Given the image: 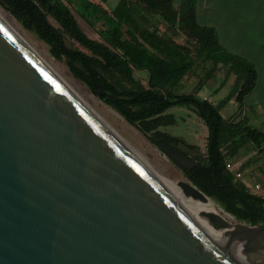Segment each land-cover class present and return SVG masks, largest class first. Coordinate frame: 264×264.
<instances>
[{"label": "water", "instance_id": "95a60500", "mask_svg": "<svg viewBox=\"0 0 264 264\" xmlns=\"http://www.w3.org/2000/svg\"><path fill=\"white\" fill-rule=\"evenodd\" d=\"M151 142L180 169L196 165ZM176 184L197 202L211 199L189 180ZM200 214L223 243L0 20V264H239L233 246L264 261V224Z\"/></svg>", "mask_w": 264, "mask_h": 264}, {"label": "trees", "instance_id": "16d2710c", "mask_svg": "<svg viewBox=\"0 0 264 264\" xmlns=\"http://www.w3.org/2000/svg\"><path fill=\"white\" fill-rule=\"evenodd\" d=\"M105 1L0 0V5L41 40L52 57L64 60L70 73L93 94L98 89L111 94L99 98L149 140L171 145L195 161L196 165L181 169L183 175L226 213L236 221L264 224V201L225 167L241 148L262 152L264 131L249 125L245 117L220 114L232 97L239 108L254 88L255 51L240 40L238 52L229 50L215 26L198 21L196 0H117L114 7L103 6ZM70 6L99 39L80 28ZM239 32L237 38L247 35L246 30ZM179 37L183 43L177 41ZM196 59L223 63L235 77L227 95L215 104L197 95L198 85L193 92L174 91ZM134 70L147 72L145 83ZM172 107H186L206 127L203 151L197 143L165 130L176 122L168 112Z\"/></svg>", "mask_w": 264, "mask_h": 264}, {"label": "rangeland", "instance_id": "374dc122", "mask_svg": "<svg viewBox=\"0 0 264 264\" xmlns=\"http://www.w3.org/2000/svg\"><path fill=\"white\" fill-rule=\"evenodd\" d=\"M99 2V0H92ZM115 0H106L103 4L105 7H111ZM197 3V18L202 23H211L219 31L220 40L228 47L229 50L239 51V40L242 42H248L250 49L256 51V43L260 40V36L256 34L254 29H249L246 36L237 38L239 29L237 27L249 26L253 28V23L241 24L247 15L251 18L252 15L248 12L255 11L258 6L264 4V0H196ZM71 11L75 15L80 28L91 38L99 39L95 30L85 21H83L79 15L71 7ZM0 13L10 23L12 27L44 58V60L64 79L68 81L80 94L86 98L92 108L99 113V115L105 120V122L133 148V150L139 154L156 172L160 173L161 177L176 190H178L184 198L192 204L196 202L194 199H188L182 192L181 187L177 186L176 182L179 180L187 181L183 175L181 169L177 167L172 161L165 157L156 146L144 135L138 128L128 123L118 112L105 104L99 97L95 96L87 86L76 79L68 70L64 60H58L49 54L47 46L39 40L32 32L24 28L14 17L0 5ZM52 23H54L52 21ZM178 41L183 42L182 37L177 38ZM263 41V40H261ZM67 43L74 47H79L75 42L67 39ZM234 44V45H233ZM82 49V48H81ZM212 67L210 62H204L194 65V69L184 75L178 84L174 87L177 93H189L195 90V86L203 82L206 76V70ZM212 69V68H211ZM215 70V69H214ZM216 70H223L227 73L224 65L219 64ZM147 72L144 70H134V75L139 77L143 83H145V76ZM207 82V81H206ZM229 85V84H228ZM226 85L217 95L214 97V102H218L223 98L228 90L229 86ZM228 87V88H227ZM201 92L210 94L213 96V88L205 83L200 89ZM198 90V91H199ZM233 103L228 101L220 110L223 117L233 110ZM176 117L174 125L167 126L165 130L172 135L182 137L188 142L197 143L201 149L204 150L207 130L206 127L200 122L197 116L186 107H172L168 110ZM264 131V125L259 127ZM249 148V147H248ZM251 148L250 150H252ZM248 149L241 148L238 152L239 156L245 158L248 154ZM263 154L258 153L257 156H253L255 164L263 163ZM245 176L243 180L251 187H253L252 180L248 177V170H245ZM243 173V174H244ZM241 173V178H242ZM198 203V202H196ZM200 204L212 208L225 223H232L236 221L232 216L226 213L218 203L210 199L208 202H199ZM264 261L255 262L253 264H262Z\"/></svg>", "mask_w": 264, "mask_h": 264}, {"label": "crops", "instance_id": "0c3cea01", "mask_svg": "<svg viewBox=\"0 0 264 264\" xmlns=\"http://www.w3.org/2000/svg\"><path fill=\"white\" fill-rule=\"evenodd\" d=\"M115 0L111 7H114L116 4ZM104 6V4L102 3ZM248 14L252 15L250 18L248 15L246 18H244V21L241 24H249L253 23V28L249 26L244 27H237L239 30H246L249 31V29H254L256 31V34L260 36V40L255 44L258 49L255 51V54L253 55L254 61L257 65L258 69V76L255 83L254 88L244 97L240 107L238 108V104L235 101L234 97H232L230 102L233 103V110L228 114V116L224 117L227 118L232 114L238 115L239 118L245 117L247 120V123L253 127L259 128L264 125V4L258 6L255 11H252L251 13L248 12ZM211 24V23H207ZM247 37H249L247 35ZM263 40V41H261ZM178 41V40H177ZM180 42V41H178ZM183 43V42H181ZM200 62L198 59H196L195 64ZM210 62V61H206ZM205 62V63H206ZM201 63V62H200ZM204 63V62H203ZM211 63V62H210ZM221 65H224V67L227 70V66L223 63H219ZM212 65V69L206 70V76L204 77L205 80L201 83L200 88L205 84L208 83L212 88L213 96L210 94H206L205 92H201L197 90V95L201 98L207 99L208 101L214 102V97L225 87L226 85L229 86V90L232 87L234 83V75L229 73L227 71L224 72L223 70H216V68L219 66ZM194 69V68H193ZM215 69V70H214ZM190 73V72H189ZM188 74V73H187ZM207 81V82H206ZM199 83V82H198ZM228 88V87H227ZM228 90V92H229ZM175 91V89H174ZM176 92V91H175ZM227 92V93H228ZM227 95V94H226ZM225 95V96H226ZM222 99V98H221ZM217 103V102H216ZM221 114V113H220ZM223 117V116H222ZM260 129V128H259ZM262 130V129H261ZM252 147L249 146L246 147L248 149V154L245 158L240 157V154H237V156L234 159H230L232 161H240L241 162V172H242V180L245 176V170H248V177L252 180V183H260L262 185V188L264 189V154H263V163L261 164H255L253 156H257L258 153H264V150L262 152L258 151L257 149H252ZM244 173V174H243ZM248 189H251L252 187L243 180Z\"/></svg>", "mask_w": 264, "mask_h": 264}, {"label": "bare ground", "instance_id": "6f19581e", "mask_svg": "<svg viewBox=\"0 0 264 264\" xmlns=\"http://www.w3.org/2000/svg\"><path fill=\"white\" fill-rule=\"evenodd\" d=\"M0 20L8 26L71 90L87 105L89 106L104 122L105 120L99 115L98 112L88 103L86 98L82 94H80L66 79H64L59 73H57L45 60L42 56L15 30L14 27L10 25V23L5 19V17L0 13ZM106 123V122H105ZM107 124V123H106ZM108 125V124H107ZM109 126V125H108ZM110 127V126H109ZM111 128V127H110ZM112 129V128H111ZM113 130V129H112ZM114 131V130H113ZM115 132V131H114ZM116 133V132H115ZM132 150L133 148L121 137L118 133H116ZM134 151V150H133ZM135 152V151H134ZM136 153V152H135ZM137 154V153H136ZM139 158L153 171V173L159 178L163 186L166 188L168 193L176 200V202L184 209V211L190 216V218L214 241L223 243L225 240L221 235V232L216 228V224L212 220L206 219L204 216L200 214L201 211H211L216 213L212 208L204 206L199 202H192L191 198L185 195V190L183 188L182 192L184 195L191 200L192 204L189 203L184 196L176 190L173 186L168 184L160 175V173L156 172L139 154H137ZM217 214V213H216ZM233 255L238 261L239 264H252V262L245 257L238 247L233 246L232 248Z\"/></svg>", "mask_w": 264, "mask_h": 264}, {"label": "built area", "instance_id": "2783aa9c", "mask_svg": "<svg viewBox=\"0 0 264 264\" xmlns=\"http://www.w3.org/2000/svg\"><path fill=\"white\" fill-rule=\"evenodd\" d=\"M225 167L228 171L235 173L237 178H241L240 161L226 160ZM249 193L259 196L264 201V189L260 183H254Z\"/></svg>", "mask_w": 264, "mask_h": 264}]
</instances>
